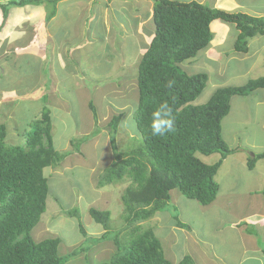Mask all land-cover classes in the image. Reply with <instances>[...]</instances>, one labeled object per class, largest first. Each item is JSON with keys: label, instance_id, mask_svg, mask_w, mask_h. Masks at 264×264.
<instances>
[{"label": "trees", "instance_id": "1", "mask_svg": "<svg viewBox=\"0 0 264 264\" xmlns=\"http://www.w3.org/2000/svg\"><path fill=\"white\" fill-rule=\"evenodd\" d=\"M56 1L3 0L0 10L5 21L13 7L51 4L54 10L47 17L49 19L54 14ZM152 1L153 35L138 62L136 75L134 120L141 145L124 153L117 150L114 140L122 114L113 116L107 127L114 159L98 182L104 187L122 182L126 177L131 180L120 199L122 217H128L124 221L125 228L137 223L130 230L136 233L131 232L132 240L122 244L112 241L117 246L116 253L109 261L99 264H174L170 257L164 256L162 244L154 233L142 229L139 223L166 210L170 193L175 189L204 207L215 200L219 190L215 175L219 166L228 155L238 151L230 149L221 135V124L229 112L230 99L264 88V77H260L242 86L217 88L206 103L192 105L202 94L207 75H188L179 64L195 58L208 47L213 37L210 24L219 20L234 25L238 31L235 51L244 53L249 39L264 36V18L227 13L197 2ZM40 97L42 100V95ZM162 102L172 109L175 131L165 136H153L150 128L152 112ZM88 107L96 121L91 102ZM27 127L22 144L12 145L6 141L9 131L0 124V264H66L58 255L60 240L57 237L39 240L37 230L34 237L32 231L46 210L49 179L44 175L45 170L50 169L52 173L53 169L59 168L67 153L58 152L54 146L47 108H42V113ZM97 132L73 139L70 144L76 145L78 151L79 146ZM213 154L220 158L212 165L203 163L198 157ZM261 159H264V151L249 157L248 170H253ZM262 194L264 196V190ZM63 214L78 218V211ZM88 215L94 223L103 226L104 233L96 239L103 242L108 234L109 212L90 208ZM172 219L177 228L191 232L190 225L180 222L177 215H172ZM79 227L83 231L80 224ZM193 263L192 258L185 255L177 264Z\"/></svg>", "mask_w": 264, "mask_h": 264}, {"label": "rangeland", "instance_id": "2", "mask_svg": "<svg viewBox=\"0 0 264 264\" xmlns=\"http://www.w3.org/2000/svg\"><path fill=\"white\" fill-rule=\"evenodd\" d=\"M133 1L135 0H116V3L124 6ZM172 1L186 3V1L180 0ZM255 2L259 6L264 0H256ZM204 5L209 7L210 1ZM134 6L135 11L142 7L143 12H147L144 3L134 2ZM143 25L147 33L152 32L151 19L143 21ZM230 42H226L221 47L222 54L232 52ZM133 47H135L133 50L136 54L139 47L146 48L147 44L139 42ZM107 50L108 48L105 50L102 47V52ZM105 54L102 56L104 57ZM139 54L133 55V58L134 56L141 58ZM201 55L197 54L196 57L199 59ZM103 57L101 62L96 63V66H100L93 70L95 73L92 74L87 73V70L88 66L93 63L80 62L78 64L81 70L84 69L86 88H79L77 91L66 89L64 92H58V95L51 94L50 99L47 94L41 92L38 94L39 96H34L41 98L40 95H42V101L29 99L13 102L7 94L0 95V124H4L6 130L9 131L6 138L8 143L11 142L12 145L22 144L26 133L25 128L30 122L38 118L42 113V108H47L50 113L51 134L56 150L61 153L67 151L69 147L72 150L70 151L71 155L65 159V162L68 161L66 165L59 168L62 169V172L57 170V173H50V169L45 170L44 175H48L49 179L46 210L32 231L34 237L37 230L36 238L39 240L57 237L60 240L58 255L65 259L66 264L107 262L117 251V246L112 241L115 240L122 244L124 241L132 240L131 232L136 233V231L130 230L132 227H136L137 223H133V226L127 225L129 227L125 228L124 221L128 220V217H122L123 207L120 200V194L131 185V180L126 177L122 182L104 187L98 182L103 171L107 166H110L111 162L112 152L107 125L113 116L122 114L114 140L117 150L124 153L136 149L137 145H141L140 135L134 120L137 103L136 75L139 61L135 66L130 65V73L126 72L121 77H113L111 73L115 69L112 65L116 60L110 56L111 60L106 59L108 61H104ZM12 60L14 67L10 71L3 69L5 74L0 75V89L8 90L12 87L22 89L23 86L34 84L38 80L34 65H31V68L28 67L30 64L25 66V57L12 56ZM104 63L107 65L105 66ZM185 65L186 61L179 64V67L188 75L205 72L203 62H198V64L190 67ZM239 65L238 67L231 59L228 63L229 71L231 69L236 71L243 66L242 63ZM110 68L113 69L110 70ZM107 69L111 73H108ZM262 76H264L263 69L262 71L254 70L249 75L230 82L228 87L242 86L248 80ZM95 86L96 88H94ZM212 92V89L204 88L202 94L192 105L206 103ZM44 95L46 97L43 99ZM235 99L238 100L232 102L231 110L223 120L228 124V128L235 127L238 134L232 142L228 141L227 144L228 147L234 148L232 150H238L248 154L249 157H253L254 154L264 151V130L260 128L263 109L261 106L258 107V111L253 116L255 119L253 123L250 120L251 117H247L248 109L254 106L253 102L258 99V96L250 99L245 97ZM89 102L94 107L97 116L96 121H94L93 114L88 107ZM244 118L250 120L249 123ZM237 120H241L242 124L239 123L235 126ZM95 130L98 132L80 145L78 151L76 145L71 146V140L86 137V134L91 135ZM107 142L108 144H106ZM250 142H253L252 149L247 147ZM198 157L208 165L216 163L218 158L217 154L208 157L198 155ZM230 166L232 165L227 164V167ZM223 169L221 168L215 176V181L219 186V195L217 194L209 206L204 207L193 200H188L175 189L170 193V201L166 210L157 212L153 217L139 223L142 229L154 233L162 244L164 256L170 257L174 264H177L185 255L192 258L193 264H238L244 249L241 235H245V232L250 233L258 245L264 247V220L258 221L257 215H253L251 220H249L251 217H246L254 210L252 205L255 198L254 194L245 193L241 188L230 193L235 181H243L241 176L244 174L243 165L239 164V167L231 169V173L237 178L235 181L226 175ZM258 183L254 182V185L257 186ZM258 189L262 191L263 186L258 185ZM110 199H112L111 203L105 205V203H109ZM90 208L108 211L110 214V219L106 225L108 234H106L103 242L96 241L97 237L103 234L104 228L102 225L94 223L90 218L88 215ZM70 210L78 211L77 219L66 217L63 214V212ZM172 215H177L180 222L189 224L191 232L185 234L183 231L186 230H177ZM235 223L238 225L237 227ZM44 224L45 226H43ZM79 224L83 231H81ZM172 234L173 240L171 241Z\"/></svg>", "mask_w": 264, "mask_h": 264}, {"label": "crops", "instance_id": "3", "mask_svg": "<svg viewBox=\"0 0 264 264\" xmlns=\"http://www.w3.org/2000/svg\"><path fill=\"white\" fill-rule=\"evenodd\" d=\"M46 1L48 2L49 0ZM180 1L193 2L194 0ZM195 1L200 4H206L210 1V8L227 13H242L252 17L264 18V2L258 6L256 5V0ZM134 2L144 3V8L147 12L144 13L142 7L137 10L139 12L135 11ZM152 6V0H135L124 6L116 3V0H57L54 14L49 19L47 17L54 10V7L51 4L44 3L13 7L9 10L5 21L0 10V75L5 74L3 69L10 71L14 67L12 56H23L25 57V66L30 64L28 67L31 68V65H34L36 77L38 78L34 84L23 86L22 89H15L14 87L8 90L0 89V95L7 94L13 102L29 99L42 101L40 98L32 96L41 92L47 94L50 99L51 94L58 95V92H64L66 89L77 91L79 88L85 87V72L84 69H80L78 64L80 62L93 63L88 66L87 73H95L93 70L100 66H96V63L102 61V55L106 52L109 53H106L103 57L104 61L106 59L111 60L110 56L116 60L112 65L115 71L111 73L107 69L108 73L110 72L113 77H121L126 72L130 73V65L135 66L137 61L140 60V56H134L133 58V55L140 53L139 55L142 56L147 48L139 47L135 54L133 45L143 42L148 46L153 35V31L147 33L143 27V21H148L152 17ZM210 31L213 37L208 47L198 53L202 54L199 59L195 57L187 60L185 65L190 67L198 64V62L204 63L203 69L205 72L203 73L207 75V84L211 83L209 86L206 84L205 88H210L214 91L217 88L228 87L230 82L237 78L245 77L254 70L262 71L263 69L264 71V36H256L249 39L247 41V49L243 53L235 51L234 48V42L238 34L234 25L216 20L210 24ZM226 42L231 43L232 52L222 54L221 47ZM102 47L105 50L108 48V50L102 52ZM231 59L234 60L238 67L242 63L244 68L241 67V70L237 69L234 71L231 69L229 71L228 63ZM104 64L105 66L107 65L106 63ZM112 69L110 68V70ZM253 79H257V77ZM51 87L58 89H52ZM249 95L250 98L258 96V99L253 102L254 106L248 109L247 117H251L250 120L254 123L255 119L253 116L258 111V107L261 106L263 116L260 120V128L264 130V88L257 89ZM249 95L233 96L229 102L230 108L232 102L238 100L235 98L245 97L250 99L248 98ZM65 105L68 106L67 103ZM224 120L221 124V135L227 144L228 141L232 142L238 133L235 127L232 129L228 128V124ZM250 120L246 119L248 123ZM239 123L242 124L241 120H237L234 125L237 126ZM86 135L88 136V134ZM252 145L253 142H250L247 147L252 149ZM70 151L72 150L69 147L64 152L67 155L59 168L64 167L68 162H65V159L71 155ZM248 153L251 152L248 151ZM258 154L260 153L254 155ZM217 156L218 161L220 157L219 155ZM248 158L249 155L241 153V151L230 154L222 160L218 171L224 168L225 174L235 181L237 178L233 176L231 169L239 167V164L243 165L244 174L241 175L243 181H235L230 193L241 188L245 193L254 194L255 198L252 205L255 211L252 210L253 212L247 214L246 217H251L249 219L251 220L253 215H257L258 221H263L264 159L258 160L253 170H248ZM113 159L114 155L111 153L110 164L113 163ZM227 164H231L233 167H227ZM59 168L53 169L52 173H57V170L62 172V169ZM254 182H259L258 185L263 186V190L260 191L258 185H254ZM217 194L219 195V190ZM111 200L105 205L110 204ZM253 222L256 221L253 220ZM176 229L181 230L177 227ZM183 232L187 234L185 231ZM245 233V235H241L244 249L238 264H264V247L258 245L250 233ZM172 236L173 234L170 238L171 241L173 240Z\"/></svg>", "mask_w": 264, "mask_h": 264}, {"label": "clouds", "instance_id": "4", "mask_svg": "<svg viewBox=\"0 0 264 264\" xmlns=\"http://www.w3.org/2000/svg\"><path fill=\"white\" fill-rule=\"evenodd\" d=\"M150 128L153 136H165L175 131V116L166 102L160 103L152 112Z\"/></svg>", "mask_w": 264, "mask_h": 264}]
</instances>
